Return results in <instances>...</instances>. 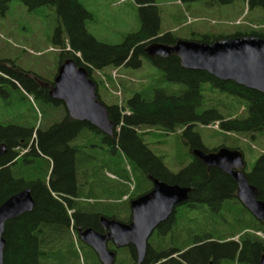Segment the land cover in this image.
<instances>
[{
  "label": "trees",
  "instance_id": "obj_1",
  "mask_svg": "<svg viewBox=\"0 0 264 264\" xmlns=\"http://www.w3.org/2000/svg\"><path fill=\"white\" fill-rule=\"evenodd\" d=\"M11 1L0 0V7H7ZM18 1L29 10L45 6L54 8L58 21L62 20V26H58L53 39L54 44L59 46V57L71 58L78 66L84 67L96 86L99 84L100 88L103 87V81L94 74L90 76L92 70L138 69L143 59L148 60L161 74L129 101L132 113L124 117L122 125L109 116L115 127L120 129L118 134H114L115 137L104 138V135L84 122L69 124L70 120L63 109H55L40 102L44 107L41 113L46 124L37 128L32 153L25 154L10 168H5L15 157V154H10L11 148L27 149L34 127L0 122V142L6 144L9 153L0 157V205L26 188L30 189L34 201L32 211L4 225L3 264H100L95 253L79 241L77 230L92 228L101 232L102 217L129 223V202L150 191V178L191 187L192 191L183 203L186 205L184 209L175 211L160 224L159 236L154 235L149 239L143 264H205L209 255H213L216 261L220 251L234 252L233 243L201 246V234L210 232L211 236L224 241L227 238L223 236L224 233L230 232L234 236V233L246 228H251L254 234H248L247 238L245 234L240 253L227 254L218 264H258L263 242L255 233L263 231L262 223L252 221L251 217L250 220L240 216L239 206H231L234 182L217 169H210L207 173L205 166L193 155L188 165L177 173L171 172L164 165L162 157L153 154L143 142L144 134L136 132L135 128L142 131L158 127L165 132H175L185 127L183 135L196 141L199 135L191 131L189 124H201V121H205L204 124L219 122L221 132L252 137L257 132L262 133L263 94L233 82L218 81L206 72L182 69L178 59L172 55L169 58L147 57L145 49L154 43L173 45L178 40L209 43L236 37L264 38V0H204L205 5L216 6L243 1L247 8L243 19L248 16L249 21L239 22L236 26L241 29L230 35L210 32L190 39L180 37L177 33H160L159 29L155 32L160 14L157 6H152L154 0H132L139 12L145 14L152 11L150 15L156 26L128 34L117 45L101 43L88 33L84 19H91L92 15L79 0ZM19 71L21 75L24 73L22 69ZM110 81L111 86L115 87L116 83ZM14 82V91L7 89L3 93L0 90V99H8L16 93L23 96L22 90L32 93L20 77L15 78ZM207 82L211 83V90L216 87L221 94L220 114L216 110H201ZM167 83H174L180 89L171 90ZM169 91L174 95L169 96ZM206 91L207 94H213ZM100 92L98 88V99L105 104L102 99L105 93ZM151 92L157 93L153 100ZM32 94L39 100L37 94ZM3 103L8 106L14 102L2 100ZM106 108L109 111V107ZM240 109L244 110L243 116L237 114ZM103 139L108 140L111 151L117 152L111 154L114 157L105 158L109 154L108 149L102 146L105 144ZM96 148L100 153L94 151L93 156L88 155L91 154L89 151ZM106 174L114 176L116 180L108 179ZM246 175L248 182L258 189L257 198L264 202V154ZM127 181L134 183L131 192L125 184ZM125 196L127 198L123 200ZM101 197H104L102 202ZM221 201L222 222L218 227L216 216L213 213H210L211 217L206 216L202 206L208 204L214 210ZM242 212L247 213L245 209ZM171 221L174 222L173 230L187 232V242L183 248L190 246L177 259L169 258L171 255L163 249L167 241L162 234L169 230ZM209 237L206 235V239ZM108 249L116 253L114 264H137L136 253L132 248L114 250L108 246Z\"/></svg>",
  "mask_w": 264,
  "mask_h": 264
},
{
  "label": "rangeland",
  "instance_id": "obj_2",
  "mask_svg": "<svg viewBox=\"0 0 264 264\" xmlns=\"http://www.w3.org/2000/svg\"><path fill=\"white\" fill-rule=\"evenodd\" d=\"M172 1L174 0H154L161 9L158 27L164 31L163 33H167L166 31L170 30L171 25H184L177 32L178 36H183L181 32H190L200 28L201 25L204 26V30L206 29L204 33L217 32L219 29L235 31L241 28L236 27L237 24L231 25L233 26L231 28L228 25L229 20L239 16L238 22L249 21L248 16L245 20L243 19L247 13L243 1L220 6L205 5L204 0H180L177 4H166ZM79 3L92 15L91 19H84L86 30L101 43L117 45L128 34L141 29L146 30V28L150 30L156 26L154 18L150 15L152 11L145 14L139 12L132 0H79ZM201 7L204 9L201 10ZM60 21L62 23L61 19L58 21L57 14L52 7L45 6L29 10L18 0L11 1L7 7H0V59L10 60L15 64L12 71L19 73V76H21V72L17 68H22V70L29 68L48 77L50 71L55 69L59 58V46L54 44L53 39L58 26H62ZM113 70L106 68L104 71L98 72L99 75L97 73L94 75L98 78L104 77L105 80L110 79L114 84L118 82L122 88L140 93L145 90L151 80L158 78L157 75L161 74L146 59L142 60L141 67L138 69L121 68L119 71ZM167 85L171 90L179 88L174 83H167ZM111 87L114 88V86ZM100 90L102 94V88ZM129 91L127 90V92ZM21 92L23 96L16 93L13 96L11 94L8 99H0V122L23 124L34 128H38L42 124L45 125L46 122L41 113L44 107L41 106L40 100L32 93L28 94L23 90ZM109 94L116 102L118 101L116 96L110 92ZM2 100L13 101L14 103L5 106L4 103L2 104ZM239 111L242 112V109ZM193 129L199 135L203 146L207 148H213L223 142L242 148L245 153L244 158L248 172L251 171L264 150V138L261 142L258 139L252 140L243 134H223L219 130L200 124H197ZM180 130L177 129L175 134H167L158 127L142 130L143 142L156 156L162 157L164 165L173 173H177L188 165L192 158V154L187 152L186 140L180 136ZM192 142H196V140L192 139ZM94 151L100 153L97 148L89 152L93 154ZM112 157L114 156L109 154L105 158ZM106 175L110 180L116 179L110 174ZM125 184L129 191L134 187L131 181H127ZM103 199L104 197H101L100 201H104ZM80 258L82 260L81 256Z\"/></svg>",
  "mask_w": 264,
  "mask_h": 264
},
{
  "label": "water",
  "instance_id": "obj_3",
  "mask_svg": "<svg viewBox=\"0 0 264 264\" xmlns=\"http://www.w3.org/2000/svg\"><path fill=\"white\" fill-rule=\"evenodd\" d=\"M145 53L150 58L175 56L182 69L207 72L219 81L233 82L264 95V38L236 37L209 43L178 40L173 45L154 43L145 49ZM49 94L53 100L64 103L72 120L87 123L105 136L112 135L113 123L108 118L107 108L97 97L95 83L86 69L73 59H66L60 65ZM5 151V145H0V156ZM193 155L206 167L219 169L230 176L237 185V199L257 221L264 223V203L257 199V188L237 170L243 166L240 152L221 149L216 154H202L195 150ZM150 180L152 189L129 202L131 217L128 224L102 217L100 225L104 233L92 228L77 230L80 242L95 253L100 264L115 262L116 254L108 249V242L116 249L132 245L137 264H143L153 231L168 220L177 206L188 200L192 191L191 187ZM33 207L29 188L0 205V264H3L5 223L32 211ZM258 264H264V254Z\"/></svg>",
  "mask_w": 264,
  "mask_h": 264
},
{
  "label": "flooded vegetation",
  "instance_id": "obj_4",
  "mask_svg": "<svg viewBox=\"0 0 264 264\" xmlns=\"http://www.w3.org/2000/svg\"><path fill=\"white\" fill-rule=\"evenodd\" d=\"M169 57H167V58H169ZM65 60H66L65 58L62 59L61 57H59L57 59V65L55 66V69L54 70L52 69L50 71L48 77L44 76L43 74H41L40 72H38V71H36L34 69H29V68L23 70L24 73H22V75L19 76L18 75L19 73H15V72L12 71V68L14 69L15 64H13L10 60H7V61L1 60L3 62L0 63V71H1L0 72V76L2 77L0 79V90L3 93L6 92L7 89H10V90L14 91V86H13V83L15 84L14 79L17 78V77H22L24 79V80L21 79L23 81V83L29 88V90H31L32 93H35V94H37L39 96L40 102L44 103L45 105H50L51 107H54L55 109H59V110H62L63 109L64 112L66 113V115L68 116L69 120H70V123L69 124H71L73 122H76L75 120H72L69 117V114H68V112H67V110L65 108L64 103L62 101H59V100H53L50 97V94H49L50 93V90L54 87V79L57 76L58 69H59L60 65ZM7 63H9V64H7ZM178 63H179V60H178ZM19 69L21 70L22 68H18V70ZM201 72H203V71H201ZM93 74L94 73L92 71L91 74H90V76H93ZM221 82H223V81H221ZM206 84L207 85L204 86V88H205V91L203 92L204 96H202L201 110L202 111L216 110L218 112V114H220V112L222 110V107H221V94H219V90L216 89V87L213 90H211V88H210L211 83L210 82H207ZM98 88H99V90L102 88V90L105 91V92H103L105 94L102 97V99H103V101L105 103L104 105H106V106L109 107L108 117L111 116V118L114 121L117 120V121L120 122V125H122L124 117L129 116L132 113L131 112V109L129 107V101L132 100L136 96L135 94H139L140 92H136V91L131 90V89H124V88H122V86L118 82H117V86L113 88V87H111V81L109 79L105 80V78H104V82H103V87L100 88L99 87V84H97V86H96V92H97ZM177 89H180V88H177ZM127 90H130V91L127 92ZM206 90H209L210 92H213V94H207V91ZM109 92L113 96H116L117 97V99H118L117 102L113 99V97L109 94ZM99 94H101V93H99ZM150 94H152V96H151L152 97V100L154 99L155 95H157V93H154V92L153 93L151 92ZM168 95L169 96H173L174 93L172 91H169V94ZM213 100H214V102H213ZM243 113H244V110L242 109V112L239 111L237 114L243 116L244 115ZM234 117L235 116H233V118ZM204 123H205V121H201V124L199 122H194L192 124H189L190 127H191V131L194 132V129L193 128L197 124H200L201 126L210 127L212 129H215V130H219V122H213V123L210 122L208 124H204ZM211 125H215V126H211ZM113 127L114 128H113V132H112V135L111 136H105L101 132L100 133L102 135H104V138H106V137H115L114 134L115 133L118 134L119 131H120V129H119V127H115L114 124H113ZM185 129L186 128L184 127L183 129L180 130L181 131L180 132V136L186 140L185 141V144H187V152L189 154H192L193 155L195 150H200L202 154H216L221 149H227V150H230V151H238V152H240L242 154L243 166L241 168L237 169V170L240 171L242 174H244L245 177L247 178V175L246 174H248L250 172H248L247 169H246L247 166H246V162H245V158H244V154L245 153H244V150L242 148H240L238 145H230L227 142H223V143H221V144H219L217 146H214L213 148H207V147L203 146L202 141H200V137H199L198 141L192 142V138H190L189 136L183 135ZM36 131H37V128H34L33 129L32 140L30 141V144L27 147V149H23V148L21 149L19 147H17V148H11L10 154H15V157H14V159L11 162L7 163L4 166L5 168H10L13 165L14 162H17L25 154L32 153L31 147L33 146V143H34L33 138H35V134L37 133ZM135 131L138 132V133H140V132L142 133V131H140L139 128H135ZM97 132H99V131L97 130ZM166 133L167 134H175V133H177V131H175V132H166ZM194 133H196V132H194ZM221 133H223V134H234V133H229V132H221ZM236 135H238V134H236ZM247 137H249L252 140L253 139H258V140H260L262 142V138H264V131H262V133L261 132L255 133L253 137H252V135H248ZM244 140H246V138H244ZM103 141L105 142V144L104 145L102 144V146H103L104 149H106V150L108 149V152H107L108 154H116L117 153V152L111 151L109 149V147H108L109 146V142H108L107 139H103ZM97 142H99V140ZM2 144H4L5 147H6V151H5L4 155L5 154H9L6 144L0 142V145H2ZM263 154H264V150L262 151V155ZM4 155H2V156H4ZM88 155L93 156L92 154H88ZM2 156H0V157H2ZM193 157H194V155H193ZM258 159H257V161H258ZM254 165H253V167H254ZM253 167H252V169H253ZM210 169H216V168H209V167H206L205 166V169L204 170L207 173H209L210 172ZM217 170H219V169H217ZM219 171H221V170H219ZM221 172L224 173L223 171H221ZM225 175L228 176L227 174H225ZM228 177L231 179L230 176H228ZM247 181H248V179H247ZM234 184H235V186L232 188V196H234V198L231 199V202H232L231 206L233 204H234V206H239V208H240V210H239L240 211V214L239 215L240 216H243L244 218H248V219H250V217H251L252 218V221L253 220H256L251 215V213L247 209H245L243 207V205L240 203V201L237 199V197H236L237 185H236L235 182H234ZM250 185H252V184H250ZM151 189H152V187H151ZM222 204H223V202L221 201L216 206L217 208L215 207L214 210H211L210 209V206L208 204H205L204 206H202L204 208L203 209L204 210V214L207 213V214H205L206 216L211 217L210 213H213L216 216L217 221L215 223H216V225L218 227L221 225V222H222V220H221ZM184 206H186V205L185 204H182L180 206H177L173 210V213L175 211L179 210V209H184ZM243 209H245L247 213H243L242 212ZM128 217H129V222H130V217H131L130 210L128 212ZM257 223L258 224H261V222H259V221H257ZM173 224H174V222L171 221V224L169 225V230H167L166 232H164L162 234L163 238L165 237V239L167 241V244H166L165 248H163V247H161V248H163L168 254L171 255L169 258L177 259L178 256L181 255V254H183V253H185V251H187L190 246H187V247L183 248L184 247V244L187 242L186 241V234H187V232L186 231L179 232V231L173 230V228H174V225ZM245 226H247V225H245ZM261 227H263V231L262 232H257L255 234L263 242L262 249H261L262 250L261 255H262V254H264V223H262V226ZM159 229H160V225L153 231V233L149 237V239L152 238V236H154V235L159 236L158 235V233H160V232H158ZM242 231L239 232V233H234V236H231L232 233L230 234V232L224 233L223 236L224 237H227L226 240H224V241H220V239H216V236H211L210 232H204V233H202L201 236L203 237V239L201 241V246L202 245H205V244H209V243H213V244L219 246L221 243H229V242H232L233 245H234L232 247V250L234 249V252L233 251H230L229 253H225V252L222 253V251H220L218 253V258H217L216 261H214L215 258L213 257V255H209L207 257V260H206L205 264H215V263L218 264V262H221L222 259H224L227 256V254L231 255V254H238V253H240L239 251L242 248V239L245 238V234H246V238L248 237V234L249 235L254 234V232L252 231L251 228H246L243 232ZM101 233H104L103 230L101 231ZM206 235H208V237L210 235V237H209L210 239H206ZM162 236H160V238ZM149 239H148V242H147V246H148V243H149ZM250 239H252V237ZM196 245H199V244H196ZM108 246H111L112 249L117 250L115 248V246L113 245L112 242H108ZM236 247H237V250H236ZM123 248H132L135 251V249H134V247L132 245H129V246L123 247ZM123 248H119V249H123ZM161 248H159V249H161ZM222 254H224V255H222Z\"/></svg>",
  "mask_w": 264,
  "mask_h": 264
},
{
  "label": "crops",
  "instance_id": "obj_5",
  "mask_svg": "<svg viewBox=\"0 0 264 264\" xmlns=\"http://www.w3.org/2000/svg\"><path fill=\"white\" fill-rule=\"evenodd\" d=\"M180 0H174V1H172V2H169V3H166V4H177L178 2H179ZM152 6H157V4L154 2V4L152 5ZM157 9H158V11H159V14H160V17H161V9H160V7H159V5L157 6ZM204 9V7H201V10H203ZM240 17L239 16H237L235 19H233V20H229L228 21V25H236L237 23H238V19H239ZM158 24H159V22L157 23V27H156V29H155V32H157V30L159 29V32L160 33H163L164 31L162 30H160V28L158 27ZM184 24V23H183ZM160 26V25H159ZM184 25H171V28H170V30L169 31H166V32H172V33H177V32H179L181 29H182V27H183ZM233 26H231V28H232ZM237 27V26H236ZM206 30V29H205ZM204 26L203 25H201V27L200 28H197V29H193V30H191L190 32H181V34L183 35V36H180V37H183V38H188V39H190V38H195V37H198V35H201V34H206V33H204ZM236 31V30H235ZM235 31H227V30H222V29H219L216 33H219V34H222V35H230V34H232L233 32H235ZM189 33V34H188ZM119 69H121V68H119ZM118 69V70H119Z\"/></svg>",
  "mask_w": 264,
  "mask_h": 264
}]
</instances>
